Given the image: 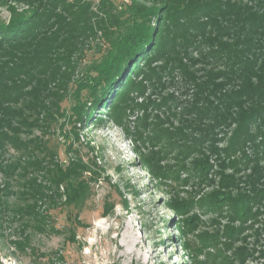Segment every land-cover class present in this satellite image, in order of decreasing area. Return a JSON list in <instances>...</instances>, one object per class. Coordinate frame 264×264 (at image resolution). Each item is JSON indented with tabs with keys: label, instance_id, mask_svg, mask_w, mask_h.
<instances>
[{
	"label": "rangeland",
	"instance_id": "1",
	"mask_svg": "<svg viewBox=\"0 0 264 264\" xmlns=\"http://www.w3.org/2000/svg\"><path fill=\"white\" fill-rule=\"evenodd\" d=\"M84 1L91 12L101 13V0ZM73 2L0 0V84L11 88L8 94L13 92L10 98L4 97L0 88V111L8 108L11 112L9 127H0L9 136L0 145V199L4 204L0 206V264H264V197L249 204L252 215L245 220L237 219L229 204L209 205L214 192H229L233 199L253 195L254 183L250 184L247 177L254 169L261 171L255 187L264 196V157L244 164L242 153L253 157L256 151L247 143L230 157L239 159L238 171L229 165L228 157L222 168L214 153L211 180L194 177L192 162L198 156H185L172 148L169 138L159 131L161 127L173 132L183 128L194 137L203 127L194 120L195 113L188 111L195 104L193 86L179 70L167 68L164 61L155 62L157 72H163L159 73L161 81H144V91L131 93L124 114L109 109L119 97L120 88H116L121 82L97 102H93L92 89L78 90L74 79L79 78L84 66L77 60L78 50L71 53L68 49L70 61L58 62L62 71L55 77L43 74L55 73V59L66 57L61 48L53 52L56 55H51L47 69L35 77L28 76L29 49L5 43L1 28L17 16L51 24L56 19L53 14L69 17ZM117 2L123 5L132 0ZM78 39L84 41L88 55L102 54L101 48L88 47L90 38ZM193 55L197 56L195 52ZM143 58L136 62L142 63ZM67 64L72 71L67 69L69 74L63 75ZM7 67L12 68V74ZM67 76L72 79L70 84ZM37 80L45 81L40 96L34 98L30 92ZM169 94L175 96V102L158 109L156 104ZM150 99L154 102L149 103ZM230 134L226 129L220 131L214 144L224 148ZM140 135L155 136V140L143 142ZM138 150L146 155L158 152L156 160L166 168V177L152 173ZM73 158L91 170L85 173L90 184L79 205L65 204L63 186L58 191L44 170L51 162L67 164ZM40 160L43 165L33 167ZM222 171L235 176L228 189L221 185ZM33 177L49 186L45 189L47 197L36 205L41 218L26 210L22 214L16 211L33 205L25 185L26 179ZM202 199L207 203L200 204ZM176 203H188V211L179 214L170 208L169 204ZM18 242H22L20 246Z\"/></svg>",
	"mask_w": 264,
	"mask_h": 264
},
{
	"label": "trees",
	"instance_id": "2",
	"mask_svg": "<svg viewBox=\"0 0 264 264\" xmlns=\"http://www.w3.org/2000/svg\"><path fill=\"white\" fill-rule=\"evenodd\" d=\"M73 4L69 17L53 14L56 19L51 24H37V20L33 23L17 16L6 28H1L2 34L6 35L5 43L20 50L22 47L29 49L30 53L25 51L31 59L27 64L28 76L35 77V73L47 69L52 56L56 55L53 52L61 48L66 57L54 58L57 63L55 73L43 74L47 78L55 77L62 71L58 62L64 59L70 61L71 57L67 56L69 50L71 53L78 50L77 60H82L81 64L84 65L79 78L74 79L78 90L85 87L92 89L93 102H97L121 82V86L116 88H120L119 97L109 109L116 113L120 110L124 114L129 109L131 93L144 91V81H161L159 73L162 75L163 72H157L154 63L164 61L167 68L179 70L191 82L195 104L192 103L188 111L195 113L194 120L203 127L200 135L194 137L186 134L183 128H176V132H173L161 127L159 131L169 138L172 148L176 147L185 156H198L193 160L191 169L195 178L211 180L209 172L212 167L211 155L214 153L222 168L226 167L225 159L228 157L229 165L235 171L239 170L240 161L230 157L247 143L256 147V151L253 157L242 153L244 164L248 160L257 162L264 157V0H132L123 5L118 4L117 0H101V13L91 12L89 3L84 0H74ZM53 24L58 27H51ZM79 37L90 38L92 41L88 47L101 48L102 54L98 57L88 55V48ZM194 52L197 56L193 55ZM142 56L143 62L138 64L136 60ZM65 68L63 75L69 74L68 70L71 73V64ZM7 69L12 74V68ZM66 79L70 84L72 79L69 76ZM44 81L37 80L30 92L32 97L40 96V86ZM0 88L2 96L9 97L10 93L12 96V91L7 92L11 89L7 85L2 83ZM175 99L173 94H169L162 97L156 106L162 108L175 102ZM153 102L150 99L149 103ZM199 102L202 103L200 106ZM83 106L87 107V103L83 102ZM1 109L3 117L0 118V127H9L11 112L8 108ZM225 129L231 131L230 140L224 148H220L214 144V137ZM8 138L6 132L0 131V145ZM141 139L143 142L151 141L155 140V136H141ZM138 151L139 158L152 173L166 177V168L159 166L156 160L160 157L158 152L146 155ZM41 165L42 160L35 162L33 167L39 168ZM89 169L82 160L73 158L67 164L51 162L44 170L48 182L58 191L63 186L64 203L79 205L89 189L90 180L85 176L86 172L91 171ZM260 175L261 171L254 169L247 177L251 180L250 184L254 183L253 195L247 193L233 199L229 192H214L209 205L217 207L229 204L237 219H248L252 215L249 204H255L256 199L264 197L261 196L262 190L255 187ZM233 181L234 175L222 171L223 187L228 189L233 186ZM25 185L31 193L29 196L33 205L28 204L26 209L19 207L16 211L22 214L26 210L41 218L36 205L47 197L45 189L49 186L39 183L35 177L27 178ZM57 195L63 194L58 192ZM199 203L203 205L207 200L202 199ZM3 205L0 199V206ZM169 205L179 214L189 209L188 203ZM21 243L17 244L20 246Z\"/></svg>",
	"mask_w": 264,
	"mask_h": 264
}]
</instances>
